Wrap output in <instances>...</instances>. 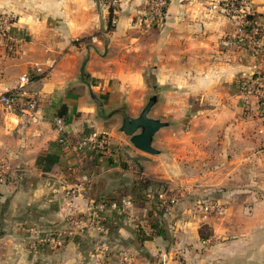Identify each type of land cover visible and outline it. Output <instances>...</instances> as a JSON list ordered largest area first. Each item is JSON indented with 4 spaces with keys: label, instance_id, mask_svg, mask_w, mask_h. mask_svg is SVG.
<instances>
[{
    "label": "crops",
    "instance_id": "0c3cea01",
    "mask_svg": "<svg viewBox=\"0 0 264 264\" xmlns=\"http://www.w3.org/2000/svg\"><path fill=\"white\" fill-rule=\"evenodd\" d=\"M213 1L168 0L164 22L145 30L148 0H121L113 13L107 0H0V15L14 16L11 29L24 39L18 55L0 48V87L15 88L35 66L57 60L23 89L17 109L0 106V165L11 178L0 184V264H29V229L67 231L71 216L81 221V231L62 249L38 253L37 264L92 259L101 239L114 249L111 260L122 252L134 258L116 264H144L152 241L138 229L149 236V225L165 221L152 209L159 197L219 188L228 208L223 233L229 238L218 248L223 259L264 264V118L256 99L240 93V82L259 73L263 62L244 47L222 46L232 25L209 10ZM249 1L264 33V0ZM155 92L151 116L171 125L156 134L160 154L153 156L119 131V116H104L125 107L136 117ZM63 106L60 132L55 120ZM94 131L108 135L119 161L76 150ZM62 134L69 148L59 145ZM45 151L60 156L50 171L37 164ZM73 188L78 196L68 206ZM214 220L207 223L216 229ZM196 221H176L193 233L194 253ZM179 235L184 248L190 237Z\"/></svg>",
    "mask_w": 264,
    "mask_h": 264
},
{
    "label": "rangeland",
    "instance_id": "374dc122",
    "mask_svg": "<svg viewBox=\"0 0 264 264\" xmlns=\"http://www.w3.org/2000/svg\"><path fill=\"white\" fill-rule=\"evenodd\" d=\"M117 8L118 6L115 9ZM143 21L144 19L141 22V27L143 29L154 28L148 27L147 25L145 26ZM97 132L102 133L101 131ZM114 152H116V150H114ZM2 178L3 181L0 180V184H7L8 180L11 179L9 177V172L4 173ZM154 192L155 191L152 190L148 193L152 201H155L157 198L154 196ZM223 195V188H219L214 189L208 194L207 192H203V194L189 193L186 197H181V193L174 191L172 193L169 192L164 197H159L161 199L160 204L157 205V208L152 209L155 213H159L165 221L149 225V236L146 235L143 228L140 227L138 229V231L140 230L139 234L141 236L148 237V239L152 241L150 247L144 249V252L148 255V257H144V264H237V260L232 259V261L229 262L228 257L227 260H224L222 252L218 249L219 246H222V243L229 238V232L226 234L223 233V218L228 209L226 204L222 202ZM206 205H217L221 211H205L204 207ZM176 213H180V215H175ZM193 216L194 219L197 220L194 224L198 223L196 234L199 247L196 246L195 253L194 250H190L194 248V244L191 243V240L194 239L191 237L193 233L191 232L190 234L189 229L188 231H182V228H180L179 224L176 222L179 218H181V220L185 219V217L192 219ZM231 216L236 217L237 210L234 209ZM209 219L216 220H214L217 224L216 229L211 223H207ZM70 221L72 226L71 229L67 231L61 228L47 231L36 227L30 228L29 233L34 236L33 241L29 243L31 247L30 252L32 253V251H34L37 253L35 254L36 256L38 253H42L45 250L62 249L69 239H72L76 231H81V221L78 220L77 217L71 216ZM102 229H104L103 226ZM180 232L190 237V239L185 237L186 240H188V245H185L184 248H181ZM110 249L112 248H110L107 240L101 239L92 259L87 258L78 264H112V261L115 263V261L118 262V260L121 263L133 262L134 258L128 257L126 252H122L118 260L116 257H112L111 260L109 255L114 249H112V251ZM215 249L216 251L213 253ZM30 252L25 255L24 259H26L29 264H37L36 260L40 255L35 257Z\"/></svg>",
    "mask_w": 264,
    "mask_h": 264
},
{
    "label": "built area",
    "instance_id": "2783aa9c",
    "mask_svg": "<svg viewBox=\"0 0 264 264\" xmlns=\"http://www.w3.org/2000/svg\"><path fill=\"white\" fill-rule=\"evenodd\" d=\"M121 0H107V6L110 10H115L119 6ZM168 0H148L147 12L143 24L148 27H158L164 20L167 10ZM209 10L212 12L223 13L232 25V30L224 35L221 39L224 47H244L249 53L263 62L262 70L253 77L247 78L240 82V93L243 98H255L258 105V112L264 118V33L263 28L258 22V17L253 11L249 0L236 2L234 0H217L211 2ZM15 22L14 16L10 14L0 15V48L8 56L18 55L21 51L24 39L17 36L11 29ZM116 20H112L115 24ZM56 59H47L44 64L35 66L34 72L22 75L18 80V86L15 88L0 87V106L14 111L22 102L23 89L29 85L34 76L45 75L49 73L56 65ZM55 125L60 132H63L64 119L56 118ZM59 143L63 148H69L70 144L62 136ZM79 153H86L88 150L98 151L101 155L119 161L118 153L111 149L108 135L97 131L91 132L78 141L75 145ZM0 180L3 181L2 175L7 173L5 166L0 165ZM68 206L74 204L75 198L78 196V190L73 188L66 193ZM129 202L124 201L123 205H128ZM113 208L116 205L111 204ZM205 211L214 210L221 211L217 205H206ZM54 241V240H53Z\"/></svg>",
    "mask_w": 264,
    "mask_h": 264
},
{
    "label": "water",
    "instance_id": "95a60500",
    "mask_svg": "<svg viewBox=\"0 0 264 264\" xmlns=\"http://www.w3.org/2000/svg\"><path fill=\"white\" fill-rule=\"evenodd\" d=\"M158 101L159 94L155 92L148 98L141 112L136 117H132L125 107L111 111L109 114H105L104 117L119 116L121 119L119 131L128 137L134 148L149 155H159L160 151L154 146L155 136L160 130L167 128L171 124L169 121H163L151 116V111ZM103 113H105L104 110Z\"/></svg>",
    "mask_w": 264,
    "mask_h": 264
},
{
    "label": "trees",
    "instance_id": "16d2710c",
    "mask_svg": "<svg viewBox=\"0 0 264 264\" xmlns=\"http://www.w3.org/2000/svg\"><path fill=\"white\" fill-rule=\"evenodd\" d=\"M234 1L241 2L242 0H234ZM111 13H113V10H111ZM66 111H67V107L63 106L60 109L57 118L64 119L66 117ZM59 145L61 146L60 143H59ZM59 160H60L59 154H56V153H53L50 151H45V152L40 154V156L37 160V164L44 171H50L55 165H57L59 163Z\"/></svg>",
    "mask_w": 264,
    "mask_h": 264
}]
</instances>
